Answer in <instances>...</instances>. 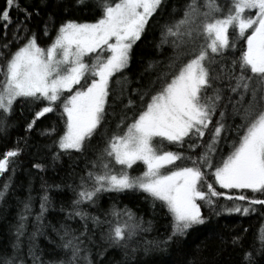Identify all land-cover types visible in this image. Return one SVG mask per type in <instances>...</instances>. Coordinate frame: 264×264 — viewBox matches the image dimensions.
I'll use <instances>...</instances> for the list:
<instances>
[{
    "label": "snow or ice",
    "instance_id": "6c2138e0",
    "mask_svg": "<svg viewBox=\"0 0 264 264\" xmlns=\"http://www.w3.org/2000/svg\"><path fill=\"white\" fill-rule=\"evenodd\" d=\"M85 2L70 0L61 7L67 11ZM165 6L166 0H96L100 15L94 22L64 19L57 23L55 15L49 13L43 22L42 35L48 36L50 28L55 31L46 46L38 43L37 34L28 23L33 14L39 15L37 9L28 11L21 7L19 0H6L5 8H0L5 35L11 22L9 11L14 8L24 13V19L14 24L11 39L0 44V58H3L0 132L8 127L7 117L14 102L22 98L21 104L36 105L26 129H32L37 119L55 108H62L59 114L62 118L66 116L65 131L53 140L57 148L52 154L53 161L69 150L95 155L91 168L79 177L72 207L66 211L67 219L79 217L84 222L82 230L68 225H62V231L54 229L60 240L57 247L63 254L47 264H92L87 247L92 243L88 235L89 219L93 227L107 225L101 233L107 246L122 248L125 256H134L141 245L145 254L164 251L172 242L186 237L189 230L205 225L209 217L202 214V207L209 210V215L219 216L223 212L247 216L257 211L255 205L264 206V198L246 196L242 192L228 194L214 187L216 184L221 189L250 190L264 197V0H224V3L185 0L179 10L173 6L170 22L163 25L161 42L157 45V48L170 45L171 56L167 62L148 63L145 72L162 67L144 84L137 81L139 87L131 89L141 101L139 110L130 118L126 113L120 115L115 130L108 132L107 121L115 114L117 101L123 109L135 105L131 98L126 103L123 100L130 83L125 69L133 44L140 39L153 13L157 9L163 13ZM230 27L233 29L231 41ZM249 29L250 34L245 35ZM202 37L204 42H201ZM237 38L246 40V50L230 64L223 63L225 51L236 47ZM12 43L17 44L15 49L10 48ZM184 56L189 58L182 60ZM178 61L180 66L175 68ZM173 68L175 71L170 72ZM223 79L229 81V93L236 94V98L230 94L221 104L219 82ZM74 85H79L75 91ZM65 91L71 94L64 96ZM110 94L111 104L108 102ZM218 110V118L213 121ZM236 119H239L238 124L234 123ZM206 130L209 136L204 141ZM222 132L225 135L222 136ZM228 132L235 133L231 140ZM54 133L55 128L42 132ZM94 135L103 142L102 149L92 144ZM165 141L178 148L186 145L187 150L166 149ZM221 142L228 147L226 154L219 147ZM20 151L15 148L3 154L0 175L8 170L9 158L18 156ZM138 161L146 170L140 175H131L128 169ZM12 165L14 172L15 161ZM115 165L121 167L116 169ZM168 165L173 167L162 172ZM33 167L42 171L44 164L34 163ZM10 181L11 176L0 184V199H4ZM126 190L142 191L145 198H151L153 206L159 201L160 207L167 209L172 223L166 236L151 241L134 240L140 233L151 230V222L145 227L142 218H137L127 207L117 209L112 205L105 212L104 220L80 207L95 206L101 193ZM220 197L232 203H221ZM49 204L45 191L40 197L36 225L42 223ZM31 208L29 198L24 202L18 222L12 225L15 238L10 241L11 253L0 255V264H26L21 237L25 236V221L27 215H31ZM246 231L232 235L230 241L221 237V243L230 242L243 250L241 264H260V260H264V223L254 233L248 248L244 246ZM39 232L40 228L36 227L27 235L26 255L32 264H44L35 244ZM201 259L198 248L186 258V264H201Z\"/></svg>",
    "mask_w": 264,
    "mask_h": 264
},
{
    "label": "trees",
    "instance_id": "16d2710c",
    "mask_svg": "<svg viewBox=\"0 0 264 264\" xmlns=\"http://www.w3.org/2000/svg\"><path fill=\"white\" fill-rule=\"evenodd\" d=\"M19 2L22 8H27L30 12L33 8L39 11V15L33 14L31 21L28 23L30 28L36 32L38 43L41 46H46L49 43L50 37L55 31V29L50 28L48 36L42 35L43 22L47 19L49 13L55 15L57 23L64 19H74L78 22H94L100 15L99 8L96 7V0H86L85 5H80L76 8L70 7L67 11H64L61 5L69 4L70 0H46V3H43L42 0H19ZM184 2L185 0H166L163 13L157 9V12L149 19L142 37L133 46L129 65L125 69L130 83L123 100L126 103L127 99L131 98L135 101V105L123 109L120 102L117 101L115 114L108 118L107 121L109 133L115 130L120 115L126 113L130 118L134 111L139 110L141 101L136 93L131 92V89L139 87V84H144L148 78L155 75V72L162 67L160 65L152 71L145 72L148 63L150 61L167 62L171 56L172 48L170 45L164 44L160 48H157V45L161 42L163 25L170 22L169 13L172 7L174 6L179 10ZM220 2L224 3V0H220ZM5 6L6 0H0V8H5ZM9 16L11 22L8 23L6 35L3 22L0 21V44H3L6 39H11L14 24L18 19H24V13L17 12L14 8L9 11ZM176 16H180L179 11L176 12ZM231 29H229L230 41L233 31ZM204 39L202 37L201 42H204ZM235 44L236 47L234 49L225 51L223 63L230 64L233 59L241 55L242 50H246V40L244 38H237ZM16 47V43L10 44L11 49ZM188 58L184 56L181 59L186 61ZM2 64L3 58H0V65ZM179 66L180 62L178 61L175 68ZM175 68L171 69L170 72L175 71ZM137 81H139V84ZM81 83H83V80ZM228 83L227 79L219 82V86L222 89L221 104L226 101L230 94L234 99L236 98V94L229 93ZM70 94L67 92L63 93L64 96ZM147 99L148 97L146 96L145 101ZM19 100L14 102L13 110L7 117V129L4 132H0V158H3V154L7 150L21 149L18 156L9 158L8 170L0 175V184L11 176L9 189L4 199H0V255L11 253L10 241L15 238V229L12 225L18 222L19 215L24 211V202L31 198V215H27L25 221L26 231L25 236L21 237V248L25 253L26 264H32L31 259L27 258L26 255L27 235L32 233L36 227H39L40 232L35 237V244L40 260L47 264L48 261L59 258L63 254L62 250L57 247L60 240L54 229L62 231L61 226L68 225L73 229L82 230L84 222L79 217L67 219L66 211L72 207L71 202L75 199V190L79 183V177L84 175L86 169L91 168L95 155L92 152L82 155L74 150H69V153H62L59 159L53 161L52 154L57 151L53 140L65 131L66 116L62 118L59 114L62 112V108H55L53 112L46 113L43 117L37 119L33 128L29 130L26 129V124L32 119L36 105L21 104ZM108 102L109 104L112 103L111 94ZM218 115L219 110L217 115L213 117V121L218 118ZM127 122L125 121V123ZM229 123H233V121H229ZM234 123L238 124L239 119H236ZM48 128H55V133L52 135L42 134ZM122 128L123 125L121 126ZM211 128L212 124L209 125V130ZM221 135L223 136L225 133L222 132ZM234 135V132L227 133L229 140ZM208 136L209 132L206 130L202 139L207 141ZM92 144L98 149L103 148V142L96 135L92 137ZM164 147L172 151L187 150L186 145L184 148H178L168 142H164ZM219 147L223 148L225 154L228 152V147L223 142H221ZM12 161H15L14 172L12 171ZM34 163L44 164L43 170L34 168ZM176 163L179 164L180 162L177 161ZM144 169L145 165H143V171ZM209 180L211 181L210 177ZM55 185H60V187L56 188L54 187ZM214 187L218 191L228 194H239L242 192L246 196L264 198L259 193H251L250 190L221 189L216 184H214ZM45 191H47L50 204L42 215V223L36 225L34 222L36 214L40 211V197ZM145 197V193L135 190H126L119 193L104 192L99 194V199L95 206L84 204L80 207L86 209L91 216L100 217L101 220L105 219V212H108L112 205H115L117 209L127 207L137 218H142L145 227L149 226V221L151 222V230L140 233L134 237V240L151 241L166 236L171 231L172 217L167 214V209L160 207L159 201H156L155 206H153L151 198ZM219 200L221 203L228 205L232 203V201L225 200L223 197H220ZM198 203L202 202L198 201ZM237 203L244 204L245 202L238 201ZM254 207L257 211L250 212L247 216L239 213L227 214L223 212L219 216L209 215V210L202 207V214L209 217L205 225L189 230L186 237L180 238L178 242H172L164 251H153L145 254L143 245H141L134 256H125V250L122 248L107 246L106 242L101 239L102 230L106 229L107 225L101 224L93 227L91 219H89L87 221L88 235H90L92 240V243L87 244L89 259L92 264H186V258H190L191 254L199 248L202 256L201 264H241L243 250L234 247L230 242L221 243L220 238L230 241L232 235L247 229L243 234L245 238L244 246L248 248L253 240L254 233L264 223V206L255 205ZM258 246L259 241H257ZM100 252H102V255L98 254ZM257 259L260 260L259 257ZM260 264H264V260H260Z\"/></svg>",
    "mask_w": 264,
    "mask_h": 264
},
{
    "label": "rangeland",
    "instance_id": "374dc122",
    "mask_svg": "<svg viewBox=\"0 0 264 264\" xmlns=\"http://www.w3.org/2000/svg\"><path fill=\"white\" fill-rule=\"evenodd\" d=\"M252 11H254V10H252ZM248 13V10H246L245 11V14H247ZM154 14V13H153ZM151 18V17H150ZM149 18V19H150ZM149 21V20H148ZM146 26H147V24H146ZM146 26H145V28H146ZM229 29H231V27L229 28ZM232 30V29H231ZM250 32H251V29H249V30H247L246 31V33H245V35H248V34H250ZM142 35H143V33L141 34V37H142ZM140 37V38H141ZM140 40V39H139ZM136 42H138V40L136 41ZM136 42L133 44V46L136 44ZM246 47H247V44H246ZM133 48V47H132ZM88 57L86 56L85 57V60L87 59ZM87 61V60H86ZM78 85H74L73 86V91H75V89L76 88H78L77 87ZM65 92H67V91H65ZM67 93H70V92H67ZM18 99H21V98H18ZM157 139H159V138H157ZM166 142V141H165ZM121 166L120 165H115V168L116 169H119ZM170 168H172V165H168V166H166L164 169H161V171L162 172H166L168 169H170ZM146 170V166H145V169H144V171ZM143 171V163L142 162H136L135 164H133V166H132V168H130V169H128V172L131 174V175H140L141 173H143L144 172Z\"/></svg>",
    "mask_w": 264,
    "mask_h": 264
}]
</instances>
